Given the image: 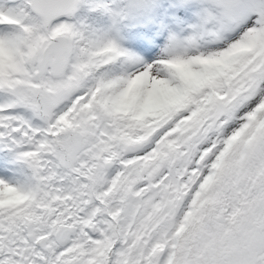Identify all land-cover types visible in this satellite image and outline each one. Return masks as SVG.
I'll use <instances>...</instances> for the list:
<instances>
[{
	"label": "snow or ice",
	"instance_id": "6c2138e0",
	"mask_svg": "<svg viewBox=\"0 0 264 264\" xmlns=\"http://www.w3.org/2000/svg\"><path fill=\"white\" fill-rule=\"evenodd\" d=\"M0 264H264V0H0Z\"/></svg>",
	"mask_w": 264,
	"mask_h": 264
}]
</instances>
